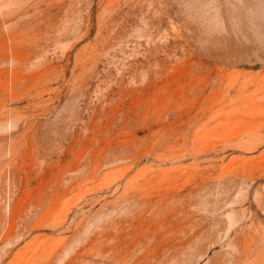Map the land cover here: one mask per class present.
Masks as SVG:
<instances>
[{"label": "rangeland", "instance_id": "rangeland-1", "mask_svg": "<svg viewBox=\"0 0 264 264\" xmlns=\"http://www.w3.org/2000/svg\"><path fill=\"white\" fill-rule=\"evenodd\" d=\"M0 264H264V0H0Z\"/></svg>", "mask_w": 264, "mask_h": 264}]
</instances>
